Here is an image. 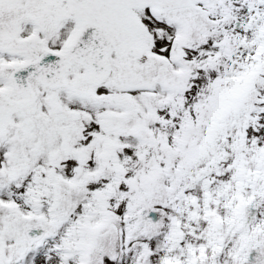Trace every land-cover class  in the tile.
I'll return each instance as SVG.
<instances>
[{"label":"snow or ice","instance_id":"6c2138e0","mask_svg":"<svg viewBox=\"0 0 264 264\" xmlns=\"http://www.w3.org/2000/svg\"><path fill=\"white\" fill-rule=\"evenodd\" d=\"M0 264H264V0H0Z\"/></svg>","mask_w":264,"mask_h":264}]
</instances>
